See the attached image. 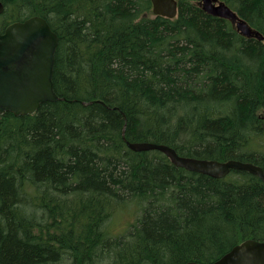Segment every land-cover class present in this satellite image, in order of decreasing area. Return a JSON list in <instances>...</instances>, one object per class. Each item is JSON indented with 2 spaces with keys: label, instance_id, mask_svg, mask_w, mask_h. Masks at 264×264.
Segmentation results:
<instances>
[{
  "label": "trees",
  "instance_id": "obj_1",
  "mask_svg": "<svg viewBox=\"0 0 264 264\" xmlns=\"http://www.w3.org/2000/svg\"><path fill=\"white\" fill-rule=\"evenodd\" d=\"M200 0L174 18L151 0H0V32L32 16L58 36L52 82L66 100L0 115V264H208L264 240V183L188 171L182 156L264 170V39ZM264 36V0H221ZM130 199L140 217L114 237Z\"/></svg>",
  "mask_w": 264,
  "mask_h": 264
},
{
  "label": "water",
  "instance_id": "obj_2",
  "mask_svg": "<svg viewBox=\"0 0 264 264\" xmlns=\"http://www.w3.org/2000/svg\"><path fill=\"white\" fill-rule=\"evenodd\" d=\"M151 2L154 15L176 17L177 0ZM199 4L206 13L229 20L241 35L264 39L259 31L253 29L223 1L200 0ZM57 46V34L40 16L11 23L0 32V115L4 112H11L15 116L32 114L41 103L66 100L59 97L53 89L52 74ZM126 144L128 148L137 152L160 151L172 164L191 172L223 178L231 170H244L256 175L264 183V170L251 162L186 157L179 155L168 145L150 141H126ZM184 264L204 263L187 261ZM208 264H264V240L245 239Z\"/></svg>",
  "mask_w": 264,
  "mask_h": 264
},
{
  "label": "rangeland",
  "instance_id": "obj_3",
  "mask_svg": "<svg viewBox=\"0 0 264 264\" xmlns=\"http://www.w3.org/2000/svg\"><path fill=\"white\" fill-rule=\"evenodd\" d=\"M140 212L141 209L136 199H130L124 207L117 209L107 219V228L114 237H119L128 230L131 223L140 217Z\"/></svg>",
  "mask_w": 264,
  "mask_h": 264
},
{
  "label": "flooded vegetation",
  "instance_id": "obj_4",
  "mask_svg": "<svg viewBox=\"0 0 264 264\" xmlns=\"http://www.w3.org/2000/svg\"><path fill=\"white\" fill-rule=\"evenodd\" d=\"M1 3V2H0ZM2 4V3H1ZM2 10H3V5H2ZM1 14V13H0ZM7 27V26H6Z\"/></svg>",
  "mask_w": 264,
  "mask_h": 264
}]
</instances>
